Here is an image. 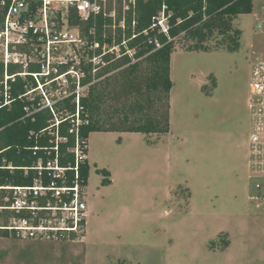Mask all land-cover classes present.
I'll list each match as a JSON object with an SVG mask.
<instances>
[{"label": "rangeland", "instance_id": "374dc122", "mask_svg": "<svg viewBox=\"0 0 264 264\" xmlns=\"http://www.w3.org/2000/svg\"><path fill=\"white\" fill-rule=\"evenodd\" d=\"M252 4L233 21L236 51L215 48L218 37L209 50L175 44L168 133L89 134L83 237L3 236L0 264H264V145L256 153L250 140L252 117L264 112L250 90L252 69L264 65V0ZM119 101L108 96L101 118Z\"/></svg>", "mask_w": 264, "mask_h": 264}, {"label": "trees", "instance_id": "16d2710c", "mask_svg": "<svg viewBox=\"0 0 264 264\" xmlns=\"http://www.w3.org/2000/svg\"><path fill=\"white\" fill-rule=\"evenodd\" d=\"M118 3L115 27L112 19L102 13L91 14L87 20H81L73 8L68 11V22L79 28L87 43L85 54L89 57L93 50L88 46L94 41H98L100 47L105 42L119 45L124 52L122 42L125 40L127 47L134 50L135 60L132 61L127 54L120 57L103 55L105 64L96 65L94 75L91 73L93 65L83 62L81 83L87 86L86 94L77 100L74 93L56 99L54 112L48 107H40L41 96L30 99L24 95L26 83L35 85L31 77H28L29 82L18 77L10 84V104L0 107V157H7L16 166L30 165L36 158L32 156V149L35 146H52L50 140H54V135L50 131L57 129L59 137L65 138L59 142L60 163L73 164L74 156L70 149L74 146L75 135L69 130L75 126L76 120L79 121V136L86 142V153L88 136L95 131L168 133L169 91L172 87L170 58L175 44L182 39L191 42L186 50H209L211 47L207 41L218 37L215 48L236 51L241 31L234 27L233 21L240 14L252 12L253 8L252 0H135L134 7L125 14V26L122 28L118 25L121 0ZM160 11L166 17V32L155 22ZM73 87L74 84L71 91ZM108 96L124 101L117 103L111 114L107 111L106 119H102V103ZM155 101L161 102L159 108L155 107ZM56 120L58 126L55 127ZM79 168L80 177L86 184L88 160L80 162ZM99 172L105 176L102 184H109V171L100 169ZM30 181L31 176L23 177L18 170L10 174L0 169V184ZM3 236L8 235L3 233L0 237Z\"/></svg>", "mask_w": 264, "mask_h": 264}, {"label": "built area", "instance_id": "2783aa9c", "mask_svg": "<svg viewBox=\"0 0 264 264\" xmlns=\"http://www.w3.org/2000/svg\"><path fill=\"white\" fill-rule=\"evenodd\" d=\"M107 1L0 0V107L10 104V84L18 77L26 82L31 77L35 85L26 83L24 95L30 99L41 96L40 107H48L54 112L56 99L74 93L77 100L81 95V88L86 86L81 83L84 78L83 62L93 65L91 73L94 75L95 66L105 64L103 55L120 57L127 54L134 61V50L127 47L125 40L122 42L124 52L119 45L105 42L100 47L98 41H94L88 46L93 50L89 57L85 54L87 43L79 28L68 22V11L73 8L81 20H87L91 14L102 13L112 19V26L115 27L118 10L116 14L114 8L106 7ZM134 3L135 0H121L120 27L124 28L125 14L134 7ZM155 20L166 32L167 21L163 11ZM256 27L260 28L261 22ZM80 43L83 46H78ZM156 45L159 46L158 43ZM66 47L72 52L64 50ZM98 48L100 50H96ZM252 77V94L257 101L264 99L263 64L252 69ZM67 83L74 84L72 91L62 90V85ZM48 87L53 88L56 96H50ZM252 106L250 103L251 109ZM252 119L250 140L257 153L262 149L260 145H264V112L263 116L255 119L253 115ZM78 123L76 120L75 126L69 130L75 135L74 146L70 149L74 156L73 164L60 163L59 142L65 138L59 137L57 129L50 131L54 135V140H50L52 146H35L32 149V156L36 158L30 165L16 166L7 157H0L1 170L10 174L18 170L23 177L31 176L29 183L0 184V236L5 233L19 239L83 237L87 227V183L80 177L79 164L86 159L87 153L84 151L86 142L79 136ZM54 125L58 126L57 120Z\"/></svg>", "mask_w": 264, "mask_h": 264}, {"label": "crops", "instance_id": "0c3cea01", "mask_svg": "<svg viewBox=\"0 0 264 264\" xmlns=\"http://www.w3.org/2000/svg\"><path fill=\"white\" fill-rule=\"evenodd\" d=\"M115 133H118V132H115ZM123 133H124V132H121V133H119V134H121V135H122ZM120 138H122V137H120ZM87 157H88V156H87ZM88 163H89V162H88Z\"/></svg>", "mask_w": 264, "mask_h": 264}]
</instances>
